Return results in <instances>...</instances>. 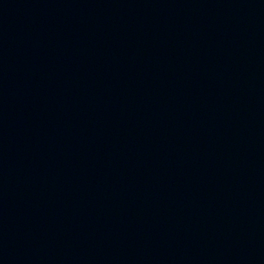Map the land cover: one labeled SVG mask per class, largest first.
I'll list each match as a JSON object with an SVG mask.
<instances>
[{"label":"water","instance_id":"95a60500","mask_svg":"<svg viewBox=\"0 0 264 264\" xmlns=\"http://www.w3.org/2000/svg\"><path fill=\"white\" fill-rule=\"evenodd\" d=\"M0 264H264V0H0Z\"/></svg>","mask_w":264,"mask_h":264}]
</instances>
